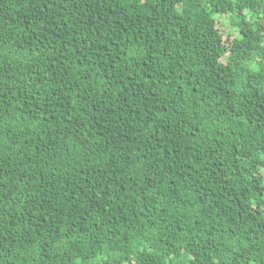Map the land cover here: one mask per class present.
Wrapping results in <instances>:
<instances>
[{
    "label": "trees",
    "instance_id": "trees-1",
    "mask_svg": "<svg viewBox=\"0 0 264 264\" xmlns=\"http://www.w3.org/2000/svg\"><path fill=\"white\" fill-rule=\"evenodd\" d=\"M0 264H264V0H0Z\"/></svg>",
    "mask_w": 264,
    "mask_h": 264
},
{
    "label": "rangeland",
    "instance_id": "rangeland-1",
    "mask_svg": "<svg viewBox=\"0 0 264 264\" xmlns=\"http://www.w3.org/2000/svg\"><path fill=\"white\" fill-rule=\"evenodd\" d=\"M220 28H221L222 31H224L225 35L228 34L229 29H228L226 26H222V25H220Z\"/></svg>",
    "mask_w": 264,
    "mask_h": 264
}]
</instances>
